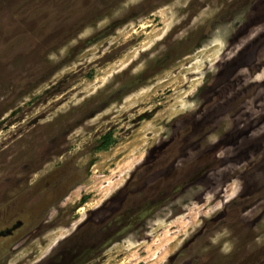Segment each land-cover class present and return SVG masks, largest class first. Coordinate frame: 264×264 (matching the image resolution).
<instances>
[{
  "label": "rangeland",
  "instance_id": "374dc122",
  "mask_svg": "<svg viewBox=\"0 0 264 264\" xmlns=\"http://www.w3.org/2000/svg\"><path fill=\"white\" fill-rule=\"evenodd\" d=\"M17 223L4 264H264V0H0Z\"/></svg>",
  "mask_w": 264,
  "mask_h": 264
},
{
  "label": "flooded vegetation",
  "instance_id": "af4514ba",
  "mask_svg": "<svg viewBox=\"0 0 264 264\" xmlns=\"http://www.w3.org/2000/svg\"><path fill=\"white\" fill-rule=\"evenodd\" d=\"M20 223H17L16 225H14L13 227L11 228H3V229H0V239H5V238H12L14 236V233L17 231V229L19 228L18 225ZM18 228H17V227ZM20 226V225H19ZM15 240V239H14ZM19 247L18 245L16 244H11L9 246V251H13V250H16V248ZM5 255L3 253V255L1 256L0 255V264H4L5 263Z\"/></svg>",
  "mask_w": 264,
  "mask_h": 264
},
{
  "label": "trees",
  "instance_id": "16d2710c",
  "mask_svg": "<svg viewBox=\"0 0 264 264\" xmlns=\"http://www.w3.org/2000/svg\"><path fill=\"white\" fill-rule=\"evenodd\" d=\"M112 143H113V141L111 140V136L108 134V135L103 136L100 139L99 144H98V147H99L100 150H103V149L108 148V146L110 144H112Z\"/></svg>",
  "mask_w": 264,
  "mask_h": 264
}]
</instances>
